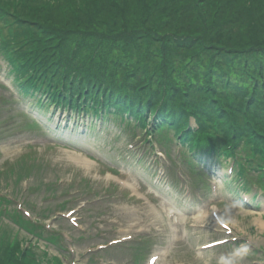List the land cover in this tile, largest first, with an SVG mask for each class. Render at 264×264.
<instances>
[{"label": "rangeland", "instance_id": "rangeland-1", "mask_svg": "<svg viewBox=\"0 0 264 264\" xmlns=\"http://www.w3.org/2000/svg\"><path fill=\"white\" fill-rule=\"evenodd\" d=\"M221 1L224 7L218 14L214 12L217 21L208 22L212 26L217 23L220 28L210 30L205 36V43L206 51H218V58L225 54V59L216 63L221 62L224 66L222 68L229 70V65L224 62L232 63L234 56L228 49L235 44L243 47V42H255L256 36L253 35L252 28L244 24V12H241L232 0ZM178 10V18L169 20V25H172L174 33L180 36L191 34L190 37H178V40L171 43V49L176 54L175 59L182 61L181 57L189 58L185 55L187 51L184 50V45L193 43V46H196L198 42L193 37L200 34V40L206 32L201 31L200 28V31L192 34L193 30H199V25L196 16L191 12V0H178ZM164 11L167 12L165 7L158 10H142V12L137 9L134 13H129V25L136 27L146 21V27L162 28L160 24L168 18L165 13L162 14ZM54 16L58 22V18ZM242 16L243 20L238 21ZM74 25L83 26H78L79 23ZM118 29L121 30L120 27ZM82 40L83 37L74 30L68 33L65 43L72 48L80 41L82 43ZM213 40H216L215 44L220 48H226L224 52L212 45ZM148 43L149 41L143 45L139 40H134L133 43L116 41L111 54L119 55L124 49L131 53L133 60L143 57L138 62L135 73L141 76L142 69L151 63L146 60L145 53L151 52L157 55L160 51V49L148 48ZM107 46L108 43L105 42L104 47ZM259 53L258 50L257 52L249 50L236 57H239L238 61L241 62L243 58L248 56L252 58ZM176 60L169 63L171 67L168 68L172 70L171 78L174 81L182 80L184 84L188 70H204L205 67L199 63L187 64L182 66L185 67L184 74L175 76L176 72L181 70ZM241 65L237 67L238 71ZM218 66L221 68L220 65ZM39 93H35L32 97L20 94L18 86L13 83V74H10L7 62L0 56V195L9 197L12 202L10 207L20 208L23 202L25 206L32 205L35 208L34 213L42 210L49 212L46 208L55 211L56 205L68 198L69 205L66 206L63 216L69 223L72 222L68 217L69 211H74L71 218L80 217L76 218L73 227L61 218L47 220L52 229L61 230L65 234L63 247H58L59 250L51 248L52 253L60 254L64 250L61 253L69 258L65 262L70 263L71 260H75L73 264H137L134 261L135 249L142 247L143 244L132 245L136 240L144 238V246L148 247V256L157 251L162 260L160 264H231L233 254L241 248H246L247 251L243 254L240 264H264V194L260 190L253 189L252 196L260 194V198H251L253 201L251 206L243 203L241 197H238V182L234 181L236 172L231 173L232 163L221 164L224 166L222 167L217 165L215 159L201 155L192 158L194 167L205 175L208 184L218 182L220 196L217 198L205 184L195 187L197 183L188 179L189 176L187 177L186 174L190 170L189 162L188 159L184 162L183 158H176L174 150L177 151L179 142L173 132H168L171 136L170 157L165 155L158 158L152 151L158 152V149H164V143L162 147L159 145L155 148L143 141L139 143L133 141L138 140L134 136L137 131L125 119L119 116L93 118L94 116L87 115L84 111L56 110L54 106L47 108L46 102L38 103L39 98L45 99ZM54 109L57 111L56 115L52 114ZM102 122L101 128L98 124ZM29 123L34 124L35 127H29ZM68 124L71 127L75 126L76 130L71 131L73 128H67ZM161 134L164 132L162 131ZM88 155L94 158L92 167H83L76 162V158L83 160ZM137 156H142V159H138ZM185 156L188 158L191 154ZM29 168L33 170H28ZM213 170H217L218 175L213 174ZM115 176L128 180L130 188L121 186L119 193L110 192L109 186L118 183L114 180ZM160 176L168 178V182L155 183L156 178ZM244 176L239 179L247 181L252 178L248 174ZM83 178H89L95 183L97 192L94 191L92 195L97 201L80 209L81 203L86 200L79 198L84 195H77L76 187ZM56 182L58 185L55 190L52 191L47 187V184H56ZM255 182L264 188L263 176L256 178ZM131 189H138L144 193L152 189L155 192L151 193L154 197L155 194L162 193L163 199L155 197L159 201H155V204L164 205L162 211L164 217L160 222H155L150 217L147 213L150 210L149 206L134 196ZM67 191L69 195L66 197ZM186 191L191 192V197L190 193L184 194ZM214 198H217L215 202H213ZM258 200L261 201V207L256 208ZM154 205L151 204L150 207L153 208ZM214 205L220 208L219 212H212ZM167 213L172 214L177 223L169 219ZM219 220L231 223L229 231L221 227ZM260 222L263 223V227ZM3 225L11 226L12 233L16 227L19 228L10 219ZM136 227H138V235L130 242L126 243V240L121 239L125 235H130V230ZM22 230L25 232L24 229H20ZM224 237H229L228 243L203 249L208 242ZM3 239L4 236L0 233V242ZM114 239L123 241L97 255L87 252L88 246L111 243ZM40 243L43 245L44 242L40 241ZM27 244V238H24L23 245L17 249L15 255L21 258L20 261L26 259L29 253L25 249ZM57 261L61 263L64 258L60 257ZM145 263L146 259L142 260L141 264Z\"/></svg>", "mask_w": 264, "mask_h": 264}, {"label": "trees", "instance_id": "trees-1", "mask_svg": "<svg viewBox=\"0 0 264 264\" xmlns=\"http://www.w3.org/2000/svg\"><path fill=\"white\" fill-rule=\"evenodd\" d=\"M232 1L244 12V24L252 28L256 41L228 49L234 56L232 63L224 62L229 70L222 68L221 62L216 63L224 60L225 54L218 58V51H206L205 43L210 30L219 27L208 22L217 21L214 12L218 14L224 7L221 0H191V12L199 25L192 34L200 28L206 33L200 40V34L193 37L198 42L196 46L183 42L189 58L181 57L182 61L175 59L171 43L191 34L180 36L168 23L178 18V0H0V47L8 52L18 46V52L11 54L9 60L18 66L19 74L27 75L23 82L27 90L43 89L52 99L77 108L85 104L94 111L113 108L128 112L143 125L151 114L159 122L157 130L171 126L182 134L184 143L198 151L213 153L220 148L227 154L241 142L247 150L254 143L259 160L264 161V0ZM163 7L167 12L162 14L168 18L160 24L162 28L146 27V21L136 27L129 25L130 12ZM242 20L243 16L238 21ZM74 23L83 26L76 27ZM74 30L83 40L70 48L65 40ZM134 40L143 45L149 41L148 48L160 49L157 55L145 53L151 63L142 69L141 76L135 73L143 57L133 60L124 49L119 55L111 54L116 41ZM212 42L222 52L226 49L217 46L216 40ZM249 50L260 53L239 62L236 56ZM175 60L181 69L175 76L183 75L182 66L187 64L205 67L188 70L184 84L171 78L168 67ZM192 117L198 128L190 126ZM10 243L7 242L5 253H0V264L10 259L19 263L21 259L15 255L18 239L13 251H9Z\"/></svg>", "mask_w": 264, "mask_h": 264}, {"label": "bare ground", "instance_id": "bare-ground-1", "mask_svg": "<svg viewBox=\"0 0 264 264\" xmlns=\"http://www.w3.org/2000/svg\"><path fill=\"white\" fill-rule=\"evenodd\" d=\"M87 159L79 160L78 158H76V162L79 163L80 165H82L83 167H92V164H91L92 162L89 159L88 160ZM149 208H150V210L147 213L150 214V217L155 222H160L161 219L164 217V216H162V211L159 208H155V207L151 208L149 206Z\"/></svg>", "mask_w": 264, "mask_h": 264}, {"label": "clouds", "instance_id": "clouds-1", "mask_svg": "<svg viewBox=\"0 0 264 264\" xmlns=\"http://www.w3.org/2000/svg\"><path fill=\"white\" fill-rule=\"evenodd\" d=\"M247 249L246 248H241L240 250H237L233 255H234V258L233 260L231 261V264H240V262L242 261L243 259V254L246 253ZM222 259V262H223V258Z\"/></svg>", "mask_w": 264, "mask_h": 264}, {"label": "snow or ice", "instance_id": "snow-or-ice-1", "mask_svg": "<svg viewBox=\"0 0 264 264\" xmlns=\"http://www.w3.org/2000/svg\"><path fill=\"white\" fill-rule=\"evenodd\" d=\"M225 228H227V225H225Z\"/></svg>", "mask_w": 264, "mask_h": 264}]
</instances>
